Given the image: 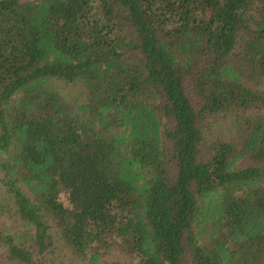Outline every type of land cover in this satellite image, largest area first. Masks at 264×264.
Returning <instances> with one entry per match:
<instances>
[{
	"label": "trees",
	"instance_id": "16d2710c",
	"mask_svg": "<svg viewBox=\"0 0 264 264\" xmlns=\"http://www.w3.org/2000/svg\"><path fill=\"white\" fill-rule=\"evenodd\" d=\"M0 175V264H264V0H0Z\"/></svg>",
	"mask_w": 264,
	"mask_h": 264
},
{
	"label": "rangeland",
	"instance_id": "374dc122",
	"mask_svg": "<svg viewBox=\"0 0 264 264\" xmlns=\"http://www.w3.org/2000/svg\"><path fill=\"white\" fill-rule=\"evenodd\" d=\"M58 89L61 95L71 104L79 105L81 103L79 98L81 90L77 85L58 84ZM59 201L62 202V204L67 205L66 195L64 193L59 195ZM16 219L17 218L14 216L12 201L7 197L5 188L2 184V176L0 175V234L21 235L24 232V229L21 226V222ZM58 247L57 249L60 251V248ZM60 253V255L69 262L70 255L66 251H60ZM108 259L122 260L119 250H117L116 247L111 249ZM0 261H4L1 252ZM72 264L76 263L72 262Z\"/></svg>",
	"mask_w": 264,
	"mask_h": 264
}]
</instances>
